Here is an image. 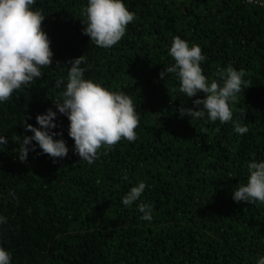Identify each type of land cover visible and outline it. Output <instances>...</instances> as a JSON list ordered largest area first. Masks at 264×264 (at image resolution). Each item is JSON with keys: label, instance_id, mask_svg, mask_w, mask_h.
<instances>
[{"label": "trees", "instance_id": "16d2710c", "mask_svg": "<svg viewBox=\"0 0 264 264\" xmlns=\"http://www.w3.org/2000/svg\"><path fill=\"white\" fill-rule=\"evenodd\" d=\"M86 2L37 0L53 64L0 104V135L8 140L0 147V215L8 220L0 245L12 264H256L264 256V204H237L232 194L246 182L247 163L264 160V8L245 0H124L135 20L104 49L82 33ZM173 36L201 47L210 80L229 64L246 71L247 88L232 107L248 133L238 136L231 121L180 118L179 109L203 94L189 99L174 75L160 78L173 63ZM84 55L86 78L132 98L138 138L101 149L89 165L73 153L69 121L58 113L54 131L63 132L68 156L54 163L37 146L21 162L20 137L32 135L25 123L39 127L36 116L56 110L55 81ZM140 180L142 200L154 208L150 222L136 204L121 203Z\"/></svg>", "mask_w": 264, "mask_h": 264}, {"label": "clouds", "instance_id": "9594fccd", "mask_svg": "<svg viewBox=\"0 0 264 264\" xmlns=\"http://www.w3.org/2000/svg\"><path fill=\"white\" fill-rule=\"evenodd\" d=\"M249 5L264 8V0H245ZM37 0H0V104L8 102L13 93L43 77L42 68L53 64L54 53L51 41L43 29L45 15L35 5ZM84 28L82 33L88 36L91 44L109 49L116 46L126 35L127 27L135 20L124 0H87L81 10ZM168 56L173 63L165 66L160 78L169 74L178 81L179 92L193 100V108L182 106L180 118L189 117L190 121L206 118L209 122L221 124L231 121L233 131L241 136L249 128L233 120V107L242 89L247 88L246 71L237 70L231 64L219 70L217 79L205 76L201 67L206 61L201 47L190 44L179 36H173L168 48ZM65 77L55 81V87L61 89L58 102L53 103L43 114L36 116L39 127L25 123V132L32 135L20 137L19 160L25 162L30 152L38 148L39 154H46L55 163L57 158L68 156L69 147L63 139V132L57 129V114L69 121L68 136L74 141L73 153L81 161L92 165L100 150H111L113 146L126 140L135 142L139 115L132 98L123 91H115L88 79L86 55L67 62ZM61 137L55 139V137ZM17 137L14 135L13 140ZM35 142V143H33ZM8 140L0 135V147ZM127 180V174L122 176ZM147 184L140 180L123 195L121 203L131 208L134 204L142 215V221L153 219V205L142 200ZM9 195L16 198L15 192ZM232 199L237 203L264 204V160H250L247 163L246 182L239 183L233 190ZM139 202V203H137ZM8 222L0 215V225ZM0 264H12V254L0 245ZM256 264H264V256H258Z\"/></svg>", "mask_w": 264, "mask_h": 264}]
</instances>
